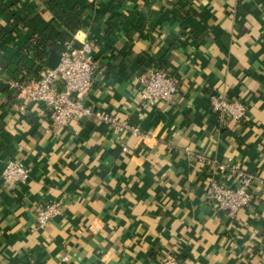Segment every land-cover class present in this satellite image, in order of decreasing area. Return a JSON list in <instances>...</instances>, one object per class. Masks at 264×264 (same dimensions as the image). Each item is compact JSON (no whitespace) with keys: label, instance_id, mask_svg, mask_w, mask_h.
Segmentation results:
<instances>
[{"label":"crops","instance_id":"obj_1","mask_svg":"<svg viewBox=\"0 0 264 264\" xmlns=\"http://www.w3.org/2000/svg\"><path fill=\"white\" fill-rule=\"evenodd\" d=\"M28 19L0 32V79L15 76L21 47L37 29L63 31L52 7L83 6L69 36L89 41L97 61L84 97L136 125L116 131L93 118L50 126L42 104L0 82V264H264V0H0ZM0 8V26L12 21ZM65 31V30H64ZM174 77L173 99L144 101L138 77ZM216 92L245 104L243 120L221 121ZM126 147V151L122 148ZM201 155L204 160L197 157ZM10 159L29 168L7 189ZM233 164L252 175L248 205L233 217L208 200L209 183L235 185ZM60 201L39 228L37 208Z\"/></svg>","mask_w":264,"mask_h":264},{"label":"built area","instance_id":"obj_2","mask_svg":"<svg viewBox=\"0 0 264 264\" xmlns=\"http://www.w3.org/2000/svg\"><path fill=\"white\" fill-rule=\"evenodd\" d=\"M58 65L54 68L45 67L41 78L23 84L20 76L0 79V82L13 90L21 101L20 109L30 101L43 105L48 112L51 127L60 128L71 120L93 118L96 122L107 125L116 131H128L133 135L140 133L136 125L127 120L118 119L105 110L93 111L85 104L84 97L88 94L97 61L92 52L89 41L76 42L75 37L68 36L62 42V50ZM140 97L144 101H171L177 92V79L165 74L161 69H153L148 75L138 77ZM209 106L218 114L219 119L241 121L245 117L246 107L238 99H228L216 92L209 94ZM126 151V147L122 148ZM203 161L201 155L197 156ZM220 171L231 170L236 172L235 185H227L217 179L209 183L207 198L217 210L233 217L236 212L249 204L252 199L250 185L252 175L239 170L233 164H218ZM29 177V168L16 159L8 160L2 171L1 180L4 187L13 189L20 183H25ZM60 201L45 203L37 208L35 222L37 227H44L48 220L60 213ZM162 264H179L171 255H164Z\"/></svg>","mask_w":264,"mask_h":264},{"label":"trees","instance_id":"obj_3","mask_svg":"<svg viewBox=\"0 0 264 264\" xmlns=\"http://www.w3.org/2000/svg\"><path fill=\"white\" fill-rule=\"evenodd\" d=\"M0 8L8 12L7 8L0 2ZM53 11L57 15L63 31L58 32L52 39L53 28L47 25L43 29H37L28 38V40L21 47L24 57L30 56L33 60L38 61L42 64L43 68L46 66V58L48 56L49 50L54 49L57 52L62 50V42L69 34L74 33L77 29L81 27V14L83 11V6L79 3H75L70 9L63 10L60 5L55 4L52 7ZM9 17L12 19L10 23L6 26H0V32L6 31L7 28L12 27L16 24H21L23 26L28 24V19L22 18L19 15H15L8 12ZM65 30V31H64ZM7 61L4 57H0V66L6 67ZM17 75L20 76V81L23 84L29 83L31 81H37L41 78V74L38 71H34L28 67L19 63L17 66Z\"/></svg>","mask_w":264,"mask_h":264},{"label":"water","instance_id":"obj_4","mask_svg":"<svg viewBox=\"0 0 264 264\" xmlns=\"http://www.w3.org/2000/svg\"><path fill=\"white\" fill-rule=\"evenodd\" d=\"M60 60V53L55 51L54 49H50L48 56L46 58V66L48 68L54 69Z\"/></svg>","mask_w":264,"mask_h":264}]
</instances>
